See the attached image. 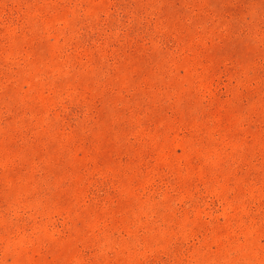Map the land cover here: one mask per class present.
Masks as SVG:
<instances>
[{
    "label": "rangeland",
    "instance_id": "obj_1",
    "mask_svg": "<svg viewBox=\"0 0 264 264\" xmlns=\"http://www.w3.org/2000/svg\"><path fill=\"white\" fill-rule=\"evenodd\" d=\"M0 264H264V0H0Z\"/></svg>",
    "mask_w": 264,
    "mask_h": 264
}]
</instances>
